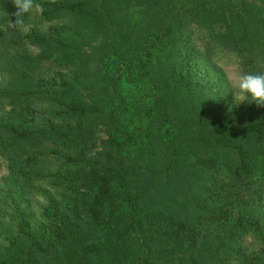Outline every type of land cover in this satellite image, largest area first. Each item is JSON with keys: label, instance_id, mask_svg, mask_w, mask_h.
Listing matches in <instances>:
<instances>
[{"label": "trees", "instance_id": "16d2710c", "mask_svg": "<svg viewBox=\"0 0 264 264\" xmlns=\"http://www.w3.org/2000/svg\"><path fill=\"white\" fill-rule=\"evenodd\" d=\"M35 2L43 12L41 17L32 12V18H63L55 5L57 2ZM224 2L229 5L221 6V10H228L226 16L221 17L218 13V23L207 27L208 38L216 40L209 42L210 46L215 50L227 48L249 53L255 49L254 43L261 41L255 39L258 31L251 32L245 25L249 20L260 22V19L245 2ZM236 4L239 6H234ZM5 5L12 12L15 10L11 0H7ZM65 9L76 14L86 10L82 3L68 4ZM189 12L194 17L199 15L198 10ZM258 15L264 17V11ZM168 20L170 23L147 33L142 40L130 38L121 42L122 50L107 47L96 57L98 69L91 72L81 68L84 71L81 77L62 79L58 84L37 75L39 62L58 55L60 65L72 62L83 67L89 65L91 59L84 57L81 60L74 55L67 40L86 34V27L91 37L101 33L98 22L89 25L87 21L82 28L81 24L53 25L45 31L33 28L26 35H17L23 31L18 26L0 27V109L9 108L0 114V153L10 159L7 168L11 180L19 183L16 187L18 193L24 192L22 183L34 196L41 194L34 190H38L36 183L44 178L40 169H36L38 164H57L67 171L62 175L53 172L54 179L58 176L60 180L49 183L54 195H47V203L38 209L39 219H34L26 207L10 212L0 210L7 214V221L0 222V234L4 236L0 239V264H44L67 239L81 240L83 232L70 226L81 211L88 217L103 218L113 231L122 226L129 229L131 243H136V246L130 248L134 253L125 264H149L151 259L158 260L159 254L162 255L159 245H151L150 240L143 237L145 234L141 235V231L148 228L137 208L142 197L131 193L126 185L134 178L125 181L123 177L108 173L106 177L99 178L100 182L91 177L83 180L79 173L86 163L83 141L77 143V135H69L64 131L66 127L61 125L35 122V118L42 116L50 122L57 121V118H60L58 121L76 119V125L85 124H81V129L94 127L100 121L105 123L109 130V143L103 145V156L113 157L122 165L129 154L136 152L134 149H144L146 153L142 156L150 157L157 149L161 153L165 145L170 156L167 167H174L182 159L183 162L194 146L202 144L215 151L214 155L203 159L201 167L208 194L207 211L195 213L190 220L165 216L166 225L161 229L160 240L167 237L181 246H188V249H199L201 260L198 261L204 264H241L243 256L245 264L264 262V107L255 103L251 107L247 101L239 104L228 100V95L219 85L215 86V82H210L209 74L204 70H212L214 79L226 83L220 68L200 62L188 41L189 30L177 28L171 23V17ZM119 32L125 33L123 29ZM31 46L39 50L38 55L29 53ZM257 48L260 53L245 64L247 73L251 72L249 69H259L257 73H264V48L261 45ZM118 65L120 67L115 71L114 67ZM159 69L164 72L160 74ZM88 78L91 84H87ZM154 78L159 79L155 83V92L151 91L144 104L134 105L136 100L125 102L120 81L128 85L135 83L134 87L138 89L141 82L148 86ZM85 85L92 86L89 101L82 94ZM184 93L187 97L189 94L196 96L197 101H185L184 96L182 125L186 127L178 130L175 122L182 118L174 103L176 97ZM53 102H58L60 109L55 117L47 116V107L55 106ZM103 104L114 105L109 114L110 126L98 113ZM248 107L254 109L249 119L242 122L234 117L235 112H248ZM144 124L146 129L142 128ZM156 125H159L157 129L163 128L165 132L154 131ZM189 134L193 135L191 140ZM46 143L51 148L49 154L42 153ZM156 160L154 156L153 161ZM94 186L97 189L93 201L85 200L86 192ZM201 187L196 190L199 194ZM74 196H77L75 200ZM118 196H126L127 204L120 202ZM7 198L8 192L0 191V206ZM115 215L118 216L116 221L112 219ZM97 222L101 224V220ZM130 239L125 238L129 247ZM97 243L94 240L92 245ZM216 243L222 246L213 250ZM190 249L188 251L192 254ZM198 261L188 258L175 264H199Z\"/></svg>", "mask_w": 264, "mask_h": 264}, {"label": "rangeland", "instance_id": "374dc122", "mask_svg": "<svg viewBox=\"0 0 264 264\" xmlns=\"http://www.w3.org/2000/svg\"><path fill=\"white\" fill-rule=\"evenodd\" d=\"M51 2H57L55 5L59 9L58 12L60 18L58 20H46L44 18L34 19L32 14L23 19L22 26L18 27L23 30L17 35H26L30 29H38L40 31H45L49 26L57 25L59 26H77L81 24V28L87 25L97 23L98 27H101V33L95 35L94 37L89 36L88 29L86 27V34L75 36L70 38L68 41L69 49L77 55L81 60L85 58H90L88 62L89 65L85 67L80 66L78 63H64L62 65L58 64L59 56L55 55L51 59H46L39 62V66L36 69L37 75L43 78H50L55 83H59L62 79L72 80L74 77H81L83 72L81 68L87 69V71H93L97 68L96 57H99L103 50L113 49L119 47L122 50L121 42H125L130 38L134 40H142L145 35L154 30H159L164 27L167 23H170L168 18L171 17L172 24L177 28L185 27L189 30L187 35L188 41L192 44L195 49L198 59L204 64H212V66L219 67L220 71L223 73L224 78H226V83H219V79H214L212 73L209 69H204L209 74L210 82H215V86L219 85L228 96V100L234 99V87L233 82L236 77L240 74L247 73L245 69V64L252 58L257 57V53H260L257 48L261 45L264 48V17H260V11H264V0H229L230 3H236L237 1L247 3V7L251 8L254 14L260 19L257 21H248L246 28L249 31H258V35L255 39H260L261 43H254L255 49L249 51V53L243 52L238 53L236 50H229L227 48H222L221 50H215V47L211 46L209 42L215 41L213 38H208L209 29L207 27H213L220 20L218 13L222 16H226L228 10H221V6L227 5L225 0H48ZM7 0H0V27H6L10 25V14L12 10L5 5ZM82 3L85 4V11L81 14H76L68 12L65 6L68 4ZM229 6V5H227ZM234 6H239L236 4ZM233 6V7H234ZM259 7V8H257ZM191 9L198 10L199 15L194 17L189 12ZM260 11H259V10ZM233 11H236L233 8ZM43 10L40 8L34 11L35 16L41 17ZM258 13V14H257ZM82 22V23H81ZM201 25H200V24ZM203 25V26H202ZM77 28V27H76ZM74 28V29H76ZM123 29L125 33L119 32ZM116 37V39H113ZM29 44L27 41H25ZM208 48H207V47ZM30 54L38 55L39 50L34 46H31ZM260 48V47H259ZM264 53V52H263ZM83 55V56H82ZM254 56V57H253ZM102 58V56H101ZM57 62V63H56ZM255 62V61H254ZM117 63H115L116 65ZM97 65V66H96ZM114 65V66H115ZM113 66V67H114ZM112 67V69H113ZM120 65L114 67L115 71L119 69ZM253 73H257L259 69H249ZM262 70V69H260ZM160 74L164 71L159 69ZM158 72V73H159ZM115 73V72H114ZM114 77V76H113ZM1 80V78H0ZM159 79H153L148 86L141 82L139 88L134 87L135 83L128 85L120 81V90L122 96L125 98V102L135 101L134 105L140 106L144 104L145 99L151 95V91L155 92V83ZM124 83V84H123ZM87 84H91L88 78ZM137 85V84H136ZM82 88V94L87 101H89L91 96L92 86ZM95 87V86H93ZM146 88V89H145ZM135 95V96H134ZM185 96V101H197L192 94L187 97L186 94L176 97L175 105L178 109V114L182 119H176V129L180 130L185 125H182V120H184L185 112L182 106L183 98ZM139 98V99H138ZM138 99V100H137ZM184 101V103H186ZM116 102V99H115ZM111 103V102H108ZM55 106L49 105L47 107V116H51L57 113L60 109V104L58 102H53ZM251 107L252 103H249ZM189 107V104H186ZM114 105L103 104L98 110L99 116L103 118L106 123L110 126V112L113 110ZM249 108L248 112L243 113H233L235 118H239L242 122L246 121L252 116L254 109ZM9 108L3 107L0 109V114L7 111ZM252 109V110H251ZM182 112V113H181ZM181 113V114H180ZM182 115V116H181ZM55 117V116H54ZM41 118H43L41 120ZM53 120L47 117L35 118V122H40L42 124H49L52 126L61 125L66 127L64 130L68 132L69 135L76 136L78 139L77 143L81 140L84 143V152H86L85 166L80 170V174L84 179L91 177L94 181H101L99 178L106 177L109 174L112 176L117 175L118 177H123L128 180L131 177L134 179L127 183L130 192L140 195L142 199L139 200L137 205L140 217L147 223V229L141 231V235L145 234L143 237L150 240V244L155 246L159 245L162 255L159 254V259H151L149 264H175L178 261H185L188 258H192L193 261L201 260L199 256V249H190L193 251L192 254L189 253L188 246H181L177 242H173L172 239L168 240L165 237L161 239V229L165 227L166 221L165 216L172 215L185 220H190L193 215L197 212L207 211L206 203L208 202V194L205 190V178L202 173V162L207 156H212L215 151L206 149L202 144L194 146L193 151H191L186 159L182 162L179 161L174 167H167L168 161L170 159L169 150L163 145L162 151L160 153L159 149L152 154V156H142L146 153V150L134 149L136 152L129 154L124 159V165L120 162H116L115 158L109 157L107 155L103 156L105 152L104 144L109 143L107 139L109 136L105 123L98 122L94 127H88L86 129H81V124L76 125V119L65 121V120ZM39 123V124H40ZM85 125V124H82ZM129 128L132 127V123L128 124ZM159 125H156L153 130L160 133L164 129H157ZM142 128L146 129V124L142 125ZM136 130V129H133ZM137 131V130H136ZM140 133L144 131L138 130ZM165 132V131H164ZM76 134V135H75ZM82 136V137H80ZM154 136H156L154 134ZM190 140L193 138L192 134H189ZM192 137V138H191ZM170 140V138H168ZM105 140V141H104ZM168 141L166 142V145ZM49 144L42 147V153H51V148ZM169 148V147H168ZM109 149V148H107ZM58 152V150H54ZM216 152L218 150L216 149ZM209 153V154H207ZM58 154V153H55ZM102 156H101V155ZM113 156V155H112ZM142 156V158H140ZM156 156L157 160L153 161V157ZM138 157V158H137ZM84 158V157H83ZM10 161L7 157H4L0 153V191L8 192V198L5 203L0 206V210L10 212L12 209H18L26 207L33 215L34 219H39L38 209L47 203V195H54L52 187H49V183L53 184L54 181H59L58 176L56 179L53 177V172H57L62 175L67 172L63 167H58V165L44 166L43 163L38 164L36 169H40V172L44 175L43 179L39 183H36V189L39 191L40 195H34L27 191L28 186L20 185L24 189V192L18 193L16 187L19 185L17 181H12L10 177L9 170L7 168V163ZM146 161V163H144ZM51 171V172H50ZM49 173L47 175L46 173ZM78 170L75 171L77 174ZM69 174V172L67 173ZM119 177V178H120ZM201 187V192L196 190ZM35 189V184H34ZM90 192H86L85 200L93 201V195L97 187H90ZM81 192V191H80ZM124 195H127L124 194ZM77 196H74V200ZM83 197V196H82ZM81 198V194H80ZM122 198V199H121ZM19 199V201H17ZM123 204H127L126 196H118L117 198ZM264 199V197H263ZM89 207V205H86ZM86 212L81 211L80 215L75 217V222L71 224V228L82 231V237L79 241H73L72 239H67L62 243V245L53 251V256L45 260L44 264H125L127 260L134 253L130 248H134L136 243H131L130 231L124 226L118 228L119 230H112L111 225H106V221L103 218H94L92 216L86 215ZM3 218L0 222L7 221V214L0 212ZM128 214V213H126ZM105 216L107 214H104ZM118 216H113L115 219ZM101 220V224L97 221ZM76 223V224H75ZM126 231L125 235L123 232ZM114 233V234H112ZM130 239V247L128 246L125 238ZM4 236L0 234V239ZM94 240H97L96 245H92ZM219 244L216 243L213 246V250L220 249ZM241 264H245L244 256L242 257ZM199 264H204L198 261ZM260 264H264L261 262Z\"/></svg>", "mask_w": 264, "mask_h": 264}, {"label": "clouds", "instance_id": "9594fccd", "mask_svg": "<svg viewBox=\"0 0 264 264\" xmlns=\"http://www.w3.org/2000/svg\"><path fill=\"white\" fill-rule=\"evenodd\" d=\"M14 11L10 14V26L16 27L23 23V18L37 10L40 6L35 0H11ZM233 82L234 99L237 102L255 103L258 107H264V73H243ZM250 98V100H249Z\"/></svg>", "mask_w": 264, "mask_h": 264}]
</instances>
